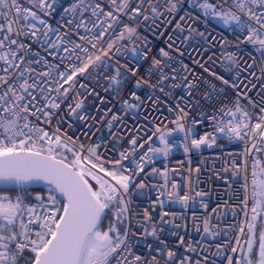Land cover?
<instances>
[{
	"label": "snow or ice",
	"instance_id": "obj_1",
	"mask_svg": "<svg viewBox=\"0 0 264 264\" xmlns=\"http://www.w3.org/2000/svg\"><path fill=\"white\" fill-rule=\"evenodd\" d=\"M179 2L71 0L63 8L59 27L53 28L45 17L51 14L56 0H0V264H209L206 253L211 252V245L197 252L199 241L186 240L174 231L170 235L178 237L179 243L176 248L170 247L158 235L159 225L149 214L157 205L163 209V198L184 209L190 207V202L208 209L204 193L195 191L191 180L184 191L182 184L170 180L174 172L170 173L167 166L163 170L152 166L158 156L168 158L175 143L169 140L173 133L182 134L185 154L211 147L220 138L245 143L240 209L243 222L231 226V232L220 231L222 221L216 220V208L211 210L212 216L204 215L202 220L193 212V220L202 238L229 236L234 241L215 246L214 255H223L227 264H264V88L258 93V101L248 95L256 88L255 81L264 84V0H190L189 10L177 21ZM169 4L171 11L167 10ZM192 9L205 20H216L238 41L235 52L230 48L231 41L218 49L221 63L234 73L231 80L207 67V63H215V53L206 57L197 49L199 67L235 90L233 100L222 103L208 116L215 134L207 130L198 134L188 126L191 113L183 103L184 97L175 107L169 105L167 111L173 114L169 119L156 106L160 97L153 100L149 94L146 98L151 105L144 111L146 123L138 122L132 130L125 126L121 135L112 131L124 119L118 112H85L87 99L101 98L95 86L103 81L105 91L119 93L123 81L129 79L130 69H125L128 61L141 56L148 59L147 47L139 46L141 31L134 25L147 27L151 22L156 28L164 27L168 41L167 49L160 48L159 56L152 58L149 74H158L156 84L142 78L143 84L164 92L166 82L171 80L169 95L181 86L176 82L179 71L169 64L173 60L171 50L182 56L195 43L203 47L210 39L215 40L186 24L189 19H200ZM164 20H168L167 25L162 23ZM133 27L135 33L129 34ZM118 36L124 38L105 56L72 76L93 52H102ZM180 44L185 47L180 48ZM33 45L43 51H34ZM209 51L204 48V53ZM242 51H248L251 63L242 62ZM184 71H189L187 65ZM135 86L140 87L141 81ZM182 86L187 96L197 88L188 75L182 78ZM223 94V88L216 93ZM210 98L205 94V99ZM144 99L133 91L121 100V110L125 115H138ZM150 113H160L162 118H149ZM72 121L81 122L80 136L89 135L95 124L103 121L113 139L85 145L80 136L64 131L63 124L67 122L71 127ZM191 123L204 120L193 119ZM116 144L122 146L117 150ZM102 148L108 155L101 152ZM232 171L238 172L235 163ZM154 177L162 182L149 186ZM32 185H43L46 194H11L13 190L27 192L25 186ZM145 188L158 195L137 227L158 244H146L148 251L137 253L125 220L131 215L133 189H138L139 195ZM168 215L162 212L161 224L169 223L164 220ZM175 227L179 229L180 225ZM180 247L185 251L180 252Z\"/></svg>",
	"mask_w": 264,
	"mask_h": 264
},
{
	"label": "built area",
	"instance_id": "obj_2",
	"mask_svg": "<svg viewBox=\"0 0 264 264\" xmlns=\"http://www.w3.org/2000/svg\"><path fill=\"white\" fill-rule=\"evenodd\" d=\"M70 2L71 0H56L51 14L48 17H45L53 28L59 27L58 21H61L64 18L62 16L63 8ZM189 3L190 0H180L178 14L176 15L177 21H179L180 16H184L186 11L189 10ZM167 10H172L171 4L167 6ZM191 11L194 15H199L200 19H189L186 21V24L197 28L200 32L210 38L215 37V40L210 39L209 43L204 44L203 47H200V43H195L194 46H189L188 51L182 56L179 52L171 50L173 60L169 61V64L179 71L180 75L177 77L176 82L181 86L173 88L171 95H169V89L172 85L171 80L166 82L167 86L164 88V92H160L159 89L154 90L143 84L142 78L150 79L152 84H156L158 74L152 76L149 74V69L152 65V58L153 56H159L160 48L167 49L168 41L164 27L156 28L151 22H149L147 27L134 25L141 31L139 46L141 48L145 46L147 47L148 59H144L141 56L128 61L125 65V69H130V71H127L129 79L123 81L119 93L114 90L105 91L106 85L103 81H101L100 85L95 86L96 91L99 92L101 98L96 100H92L91 98L87 99L85 101V112L92 113L93 115L98 112L102 114L104 110L107 109H111L114 113L118 112L124 117V119L121 124L112 131L114 135H121V128L125 126L127 129L132 130L134 129V126H138V122L146 123L144 120V111L151 105V101L146 98L149 94L152 95L153 100H155L156 97H160L159 101L156 102V106L160 108L163 114L168 116L169 119H171L173 115L167 111L169 105L175 107L177 101L181 97H184L183 103H185L191 113L188 126L193 127L198 134H203L206 130L212 133L211 125L207 122L208 116L211 115L217 107H220L222 103L233 100L235 90L231 86L223 85L222 80H217L215 76L210 75L208 72H204L203 68L199 67L197 61L200 59V56L197 54V49L200 54L206 57H210L215 53V63H207V67L218 76L231 80L234 73H230L221 63L222 54L218 49L221 48L222 44L231 41L230 48L235 52L237 50L236 44L238 41L232 32L225 29L216 20L211 18L205 20L198 10L192 9ZM145 14L147 15V13ZM128 22V18L125 17V23ZM162 23L167 25L168 20H164ZM135 30V27H133L129 34H134ZM123 38V36H118L116 39L109 41L107 47L102 52H93L91 54L92 58L86 60L84 65L78 69L77 72H73L72 76H75L78 72H83L91 64L95 63V61L105 56L107 52L111 50L113 45ZM29 43H31V41H29ZM213 44L215 46L211 47ZM179 46L180 48L185 47L184 44H180ZM128 47L130 48L131 46L129 45ZM241 47L243 48V46ZM204 48H210V51L204 53ZM33 50L43 51L38 45H33ZM240 57L242 62H252V58L248 51H242ZM184 65L188 66L189 71L187 73L184 71ZM166 71L170 72L171 69L169 68ZM185 75L189 76L192 83L197 84V88L193 90L191 96L186 95L185 89L182 86V78ZM71 78L72 77L70 76L69 79ZM137 81H141V86L138 88L135 86ZM244 83H247V81L245 80ZM255 83L256 88L248 92V95L258 101L260 99L258 93L264 88V84H261L259 81H255ZM249 87H251V85H249ZM222 88L224 89V94L216 95V93ZM133 91H135L140 97L145 98L144 106L139 110L138 115L134 112H129L125 115L121 110V100L129 97ZM205 94H209L211 98L205 99ZM153 115L160 117V113H150L149 118ZM108 118L110 117H105V119ZM201 118H203L204 123H191L193 119L200 120ZM80 124V121H72V126L69 127L68 123L65 122L63 128L65 132L74 137L80 136ZM52 127L53 129L56 127V121L53 122ZM80 138L85 145L94 142L100 143L101 141L107 143L109 140L113 139V137L109 136V130L103 121L96 123L95 128L92 129V132L89 135L80 136ZM124 138H127L126 135ZM169 140L175 141V143L168 158L164 159L162 156H158L152 166L161 170L167 166L170 173L174 172V174L170 175V180L177 184H182L184 191L188 190L189 181L191 180L195 185V191L204 193L203 200L208 205V209L205 211L199 203L192 204L191 202L190 207L184 209L179 204L169 203L166 198H163L165 199L163 209L157 205L155 211L149 213L154 218L153 223L159 225L157 229L158 235L160 238L164 239L170 247L176 248L179 243L178 237L172 236L170 233L179 231L180 234L184 235L186 240L200 242V248L197 249V252H200L202 249L211 245V252L206 253L210 257L209 264H211L212 260H215V264H227L223 255L219 257L214 255L216 251L215 246L217 243H234V241L230 240L229 236L217 237L215 239L206 236L202 238V233L197 234L195 231L197 225L193 220V212H195L202 220L204 215H213L211 211L212 209H218L216 220L222 221V223H220V231L222 232L225 230L231 232V226L239 225L243 222L244 214L240 209L242 208L241 201L244 195L243 185L245 182V173L243 171V163L245 157L243 149L246 145L240 140L233 139L229 141L227 138H220L211 147L204 146L201 150H193L188 154H185L182 147V134L173 133V135L169 137ZM121 146V144L115 145L117 150ZM101 152L104 155H108V152L103 148L101 149ZM114 154H118V152ZM253 155H255V153H253ZM234 163L236 164L238 172L232 171ZM226 169H228L227 178H225ZM161 182L162 181L159 177H154L153 180L149 181V186ZM138 191V189H133L130 197L131 215L128 220H125V227H129V235L133 244V250L137 253H143L148 251L145 247L146 244H158V241L152 236L145 237L143 229L137 227L138 224L143 223L145 210L153 207V199L158 193L150 191L149 188H145L143 193L139 195L137 194ZM233 209H235V215H233ZM163 211L169 213L168 216L164 217V220L169 221V223L161 224L160 218ZM173 214H175V218ZM176 224L180 225L179 229L175 227ZM185 225L187 226L186 231ZM132 233H137V235L133 236ZM178 250L180 252L185 251L183 247H180Z\"/></svg>",
	"mask_w": 264,
	"mask_h": 264
},
{
	"label": "water",
	"instance_id": "obj_3",
	"mask_svg": "<svg viewBox=\"0 0 264 264\" xmlns=\"http://www.w3.org/2000/svg\"><path fill=\"white\" fill-rule=\"evenodd\" d=\"M262 156H264V154H262ZM25 187H27V194H30L31 196H35V195H37V194H33L32 193V191L31 190H33V189H44L43 188V185H32V186H30V187H28V186H25ZM13 191H23V190H13ZM41 195V194H40ZM34 202V201H33Z\"/></svg>",
	"mask_w": 264,
	"mask_h": 264
},
{
	"label": "trees",
	"instance_id": "obj_4",
	"mask_svg": "<svg viewBox=\"0 0 264 264\" xmlns=\"http://www.w3.org/2000/svg\"><path fill=\"white\" fill-rule=\"evenodd\" d=\"M42 190L43 189H33L31 191H32V193H38V192H41ZM11 193H21L22 195H27V192H25V191H12ZM104 224H105V226H107V224H108L107 219H105Z\"/></svg>",
	"mask_w": 264,
	"mask_h": 264
},
{
	"label": "rangeland",
	"instance_id": "obj_5",
	"mask_svg": "<svg viewBox=\"0 0 264 264\" xmlns=\"http://www.w3.org/2000/svg\"><path fill=\"white\" fill-rule=\"evenodd\" d=\"M39 193H43L42 191L41 192H39ZM12 195H22L21 193H11Z\"/></svg>",
	"mask_w": 264,
	"mask_h": 264
}]
</instances>
